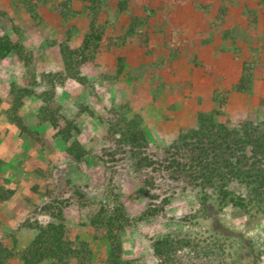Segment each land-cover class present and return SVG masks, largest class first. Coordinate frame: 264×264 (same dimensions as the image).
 Listing matches in <instances>:
<instances>
[{
  "label": "rangeland",
  "instance_id": "1",
  "mask_svg": "<svg viewBox=\"0 0 264 264\" xmlns=\"http://www.w3.org/2000/svg\"><path fill=\"white\" fill-rule=\"evenodd\" d=\"M91 3L47 0L31 10L28 0H0V37L33 56L29 71L15 54L0 57V188L13 191L0 201V242L26 248L35 223L58 211L45 206L61 201L72 239L92 251L90 264H110V241L90 217L101 201L111 210L121 203L132 217L121 233L123 261L156 264L152 240L188 230L184 219L200 209L197 188L159 165L179 131L202 112L237 127L264 124V0H100L99 14ZM96 14L108 44L90 52L82 82L57 80L53 94L61 126L72 121V140L86 149L77 161L59 128L40 119L36 94L17 110L24 129L8 118L7 98L13 83L31 85L33 74L66 76L59 47H80ZM133 15L141 26L130 32ZM129 120L144 131L140 148L127 140ZM150 207L157 214L141 220ZM220 219L252 241L264 264V220L246 226L231 205Z\"/></svg>",
  "mask_w": 264,
  "mask_h": 264
},
{
  "label": "trees",
  "instance_id": "2",
  "mask_svg": "<svg viewBox=\"0 0 264 264\" xmlns=\"http://www.w3.org/2000/svg\"><path fill=\"white\" fill-rule=\"evenodd\" d=\"M46 1L28 0V3L30 9L35 10ZM99 1L92 0L90 9L95 13L99 10ZM63 14L67 17L68 12ZM97 14L80 47H59L66 76L33 74L31 85L23 87L13 83L7 98L8 118L24 129L17 110L25 97L36 94L43 102L40 119L59 128V134L67 143L66 152L77 161L83 160L86 149L78 140H72L73 131L78 132L72 121L64 118L65 125L61 126L62 114L53 94L57 80L69 78L82 82L81 69L91 60L90 52H99L108 44L104 30L97 25ZM139 20L138 15L132 16L130 32L141 26ZM8 54H15L28 71L33 69L32 54H26L21 43L5 34L0 37V57ZM240 90L246 89L241 87ZM195 121L194 127L179 131L174 142L166 148L168 156L159 165L168 170L172 178L183 179L197 188L201 196L200 209L184 219L188 230L158 234L152 240L156 264H260V252L252 241L227 227L220 219V212L229 205L239 208L246 217V226L251 228L264 220V124L244 122L237 127L207 112L199 113ZM125 133L136 148L146 141L136 121H128ZM12 194V190L0 188V201L10 200ZM77 194L78 198L84 197ZM51 207L58 211L52 212L49 220L35 223L33 228L37 232L26 248L18 251L0 242V264H90L92 251L86 243L77 244L72 239L65 225L63 203L53 201L45 206L49 210ZM157 212L158 208L150 207L139 218L143 220ZM131 222L132 217L121 203L111 210L101 201L100 209L90 217V226L104 230L103 235L110 241V264H128L121 257L120 238Z\"/></svg>",
  "mask_w": 264,
  "mask_h": 264
}]
</instances>
